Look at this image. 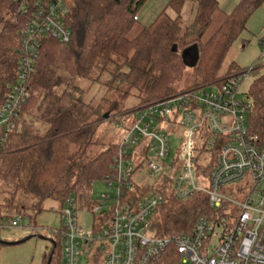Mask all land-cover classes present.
<instances>
[{"label": "trees", "instance_id": "trees-1", "mask_svg": "<svg viewBox=\"0 0 264 264\" xmlns=\"http://www.w3.org/2000/svg\"><path fill=\"white\" fill-rule=\"evenodd\" d=\"M38 1L0 0V94L14 80L19 31ZM148 1L67 0L64 21L70 41L66 45L49 37L40 41L30 82L36 95L26 102L16 129L0 149V212L8 213L0 216L1 223L12 222L13 216L22 217L27 211L41 213L47 200L62 206L74 198L79 208L92 209L96 204L92 186L112 176L119 151L117 143L96 139L102 122L133 118L153 104L185 92L219 87L247 72L231 64L226 73H219L232 43L264 0H240L205 42L202 39L217 9L216 0H168L151 22L134 32L138 13ZM186 1L195 6L191 22L165 17L168 8L179 14ZM22 6L28 9L27 16L18 14ZM185 51H189L186 58ZM190 59L194 61L190 82L177 89ZM259 68L264 66L252 67L249 75ZM96 84L109 90L124 88L120 98L135 92L138 103L122 110L112 109L106 99L96 103L88 97ZM244 94L252 105L248 129L264 145V73L253 78ZM163 194L165 202L151 219L156 237L190 234L198 218L210 219L216 213L204 195L178 203ZM57 239L51 241L43 264H60L62 246ZM3 245L0 241V248ZM179 263L173 245L158 262Z\"/></svg>", "mask_w": 264, "mask_h": 264}, {"label": "built area", "instance_id": "built-area-1", "mask_svg": "<svg viewBox=\"0 0 264 264\" xmlns=\"http://www.w3.org/2000/svg\"><path fill=\"white\" fill-rule=\"evenodd\" d=\"M67 11V0H39L20 28L16 75L0 94V149L36 95L30 82L40 41H70ZM18 14L27 16L28 9L22 6ZM260 43L264 48V39ZM250 70L219 87L153 104L124 121L112 176L103 181L113 197L101 195L90 210L67 199L60 228L51 229L61 241L62 264H158L171 245L182 264H264V145L248 129L252 105L240 93ZM170 134L181 141L172 158ZM163 193L178 203L204 195L216 213L198 218L190 234L156 237L151 219L165 202ZM86 211L93 216L90 231L78 219ZM19 222L20 216L10 225Z\"/></svg>", "mask_w": 264, "mask_h": 264}, {"label": "rangeland", "instance_id": "rangeland-1", "mask_svg": "<svg viewBox=\"0 0 264 264\" xmlns=\"http://www.w3.org/2000/svg\"><path fill=\"white\" fill-rule=\"evenodd\" d=\"M167 1L168 0H149L138 13L139 21L134 27V32L138 31L143 25L151 22L164 8ZM216 1L217 9L213 15L211 25L203 36V42L213 35L222 23L224 16L230 13L240 2V0ZM194 14V4L190 1H186L179 14L175 13L171 8H168L165 10L164 15L171 19L178 18L184 24H187L192 21ZM262 39H264V2H262L247 19L245 29L237 36L229 48L219 73H226L228 66L231 64L237 66L240 70L246 71L254 66H264V48L260 43ZM193 62V59L188 60L183 79L175 85V88L184 89L187 87L190 82V68ZM261 73H264V69L259 68L254 73H251L242 83L240 93L244 94L253 78ZM86 86L87 84H84V87ZM207 88L213 89L214 86ZM123 91L124 88L115 87L114 90H109L105 86L96 84L92 87L88 97L95 98L94 100L96 103L100 102L102 99H106L107 104L113 107L112 109L122 110L135 106L138 103L135 92L129 93L125 98L118 97ZM107 113L108 112H106V114ZM131 120L132 117L128 116L119 117L117 121H113V123L109 124L106 121L102 122L97 128L96 139L105 143H118L124 134L122 124L124 121L129 123ZM178 132L177 129L175 133L178 134ZM168 137L170 150L169 158H172L177 153L181 141L178 135L170 134ZM140 161L141 159L137 158L136 164H139ZM141 173L143 174V172ZM142 180L146 181L145 178H142ZM91 192V198L94 202L100 201L101 195H108L110 198L114 195V190L108 188L103 181L95 182ZM112 203V199L108 200L106 207L110 206ZM65 207L66 203L61 206L57 201L47 200L43 204V211L41 213L34 214L31 211H27L26 215L20 216V222L17 227H12L10 225L11 221L5 222L4 220V222L1 223L0 219V241L4 243H15L28 238L22 243L11 246H1L0 264H43L44 256L48 255L50 251L51 241L56 242L57 239L52 234L51 229L58 230L60 228V211ZM7 214L6 212H0V216H6ZM10 216H12V214ZM18 217L19 216H13V220L18 219ZM78 219L85 231L91 230L93 216L89 211L78 213ZM31 225H33L34 228H32ZM58 241L60 240L57 239V242ZM62 261L63 253H61L60 264H62ZM79 264H84V261L81 260Z\"/></svg>", "mask_w": 264, "mask_h": 264}, {"label": "water", "instance_id": "water-1", "mask_svg": "<svg viewBox=\"0 0 264 264\" xmlns=\"http://www.w3.org/2000/svg\"><path fill=\"white\" fill-rule=\"evenodd\" d=\"M189 51H185L184 53H183V57L184 58H186L189 54ZM107 117H108V114H105L104 115V118L105 119H107ZM28 238H26V239H23V240H21V241H19V242H15V243H4L5 245H7V246H11V245H15V244H18V243H22V242H24L25 240H27ZM51 244H52V242H51Z\"/></svg>", "mask_w": 264, "mask_h": 264}]
</instances>
